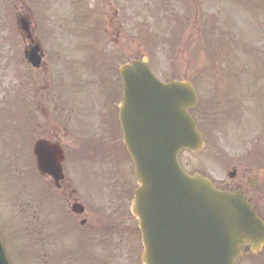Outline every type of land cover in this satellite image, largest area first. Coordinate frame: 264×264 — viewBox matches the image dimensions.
Segmentation results:
<instances>
[{
	"label": "rangeland",
	"instance_id": "1",
	"mask_svg": "<svg viewBox=\"0 0 264 264\" xmlns=\"http://www.w3.org/2000/svg\"><path fill=\"white\" fill-rule=\"evenodd\" d=\"M19 16L28 17L45 51L46 65L40 70L24 61ZM117 28L118 44L111 45L103 39L105 30L114 36ZM122 50L123 61L147 57L164 81L195 79L198 96L208 107V117L216 109H226L221 111L226 112V119L218 114L221 128L207 124L213 130H208L210 144L199 153L180 155L188 172H200L217 181L225 178L231 168H250L244 161L251 168L264 166V0H0V227L13 252L16 249L22 255H18L17 264H40L38 240L44 235L43 224L41 228L39 220L33 221L30 214L38 212L40 192L46 196L54 191L31 169V145L40 128L49 127L51 122L49 118H38L37 99L49 87L56 89L57 72L64 68L62 64L71 62L74 70L77 67L85 71L78 74L83 82L93 79L90 87H97L98 93L89 89V98L101 100L106 78L101 77L100 84L96 81L101 64L98 60L104 59L107 75L109 64L122 61L117 56ZM64 53L71 54L70 62L63 58L59 61L57 55L62 57ZM259 84L262 90L256 91ZM83 89V83L75 86L74 99L86 98ZM66 145L76 152L77 143ZM217 147L227 161L216 160ZM82 154L85 161L79 160V154L70 164L77 173L67 175L86 194L82 199L94 218L90 222L93 237L84 256L75 251L80 241L87 239L84 233V241L81 235L77 240L73 234L68 235L69 241L59 240L50 252L51 264H83L79 260L87 255L93 259L92 264H141L143 247L139 232L135 233L136 219L129 210L135 182L124 170V182L130 186L117 201L115 189L123 182H117V175L108 169L97 173L95 169L102 161L99 154ZM7 160L20 161L15 175L17 167L14 163L7 165ZM54 194L58 207L66 196ZM96 209L99 211L94 214ZM66 230V223L58 229L60 234ZM73 245L74 254L67 251ZM45 250L49 252L47 246ZM256 261L264 264V250Z\"/></svg>",
	"mask_w": 264,
	"mask_h": 264
},
{
	"label": "water",
	"instance_id": "2",
	"mask_svg": "<svg viewBox=\"0 0 264 264\" xmlns=\"http://www.w3.org/2000/svg\"><path fill=\"white\" fill-rule=\"evenodd\" d=\"M36 49L30 61L38 66ZM122 125L140 184L132 204L142 231L145 264H235L240 246L253 253L264 245V223L242 196L220 192L178 163L182 149L196 152L203 142L189 110L197 103L187 82L162 84L145 61L121 69ZM49 149L45 150L46 148ZM41 172H54V148H34ZM0 264H10L0 238Z\"/></svg>",
	"mask_w": 264,
	"mask_h": 264
},
{
	"label": "flooded vegetation",
	"instance_id": "3",
	"mask_svg": "<svg viewBox=\"0 0 264 264\" xmlns=\"http://www.w3.org/2000/svg\"><path fill=\"white\" fill-rule=\"evenodd\" d=\"M106 33V32H105ZM119 34L116 36L106 35L103 37L111 45H117L119 41ZM34 43L40 46L41 65L40 69L46 65V54L41 46L40 41L34 39ZM33 44H30L26 38L23 37V51H28ZM108 55V54H107ZM70 53L62 54V57L57 55L59 61L61 58L70 62ZM118 60L124 59L123 50L117 53ZM105 57V55H103ZM50 59V58H48ZM24 61L27 63L26 59ZM28 64V63H27ZM108 65V64H107ZM110 68L106 72H101V76L105 77V94L100 101L96 100L94 103L90 100L86 90L83 89L82 94L86 98L77 100L74 99L73 94H76L75 86L83 82L77 77L73 65L64 63L61 66L64 68L57 72L59 82L55 90L49 87L42 96L37 99V110L40 118L44 120L49 118V127H41L38 134L40 139H47L51 142L61 145L64 154L62 162V174L57 182L47 175H42V179L47 185H51L56 192H63L69 196L70 201L68 205L79 204L84 207L82 215H71L74 222H79L80 228H85L88 223L93 219L91 212L86 213V207L83 203V192L79 185L72 183L69 175H75V170L70 164H74L77 155L82 153H95L101 155L121 156L125 151L122 143V131L119 123V102L121 100V80L116 72L115 63L109 64ZM63 72V73H62ZM53 91L51 94L50 92ZM96 91L95 94H97ZM49 98V99H48ZM96 98V97H95ZM48 99V100H47ZM47 100V101H46ZM45 103H52L54 105ZM95 108V109H94ZM64 140L66 143L75 145L77 149L72 152L64 147ZM69 154L71 158L69 159ZM217 160L225 161L220 155H217ZM122 159L120 162L122 163ZM227 161V160H226ZM241 164V163H238ZM233 174L228 173L226 178H219L217 187L223 190L236 191L241 190L245 197L251 201L254 208L261 209L264 199V180L260 176L263 172L262 165H254L253 168H233ZM85 173V172H83ZM69 174V175H67ZM42 182V181H41ZM43 183V182H42ZM44 184V183H43ZM61 194V197L64 195ZM86 194H84V199ZM44 206V203L41 204Z\"/></svg>",
	"mask_w": 264,
	"mask_h": 264
}]
</instances>
